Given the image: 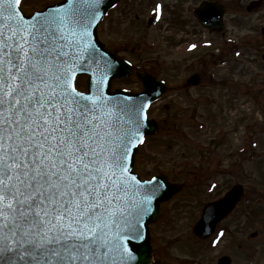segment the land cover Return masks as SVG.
I'll return each mask as SVG.
<instances>
[{"label":"snow or ice","instance_id":"6c2138e0","mask_svg":"<svg viewBox=\"0 0 264 264\" xmlns=\"http://www.w3.org/2000/svg\"><path fill=\"white\" fill-rule=\"evenodd\" d=\"M102 3L26 17L21 0H0V264H134L130 244L166 189L132 171L150 102L107 91Z\"/></svg>","mask_w":264,"mask_h":264},{"label":"rangeland","instance_id":"374dc122","mask_svg":"<svg viewBox=\"0 0 264 264\" xmlns=\"http://www.w3.org/2000/svg\"><path fill=\"white\" fill-rule=\"evenodd\" d=\"M162 1L165 11L152 8L159 0L123 2L99 27L136 69L114 86L142 88V70L166 83L148 109L157 131L138 148L133 168L141 178L162 173L181 186L149 225L151 264H214L222 254L231 264H264V219L257 216L259 210L264 215V6L246 12L251 0H212L223 4L225 15L222 31L210 33L190 14L200 0ZM46 4L22 0L21 8L29 14ZM195 72L202 84L190 87L186 79ZM76 86L85 89L86 77ZM235 183L246 194L220 231L196 237L192 227L203 205Z\"/></svg>","mask_w":264,"mask_h":264},{"label":"water","instance_id":"95a60500","mask_svg":"<svg viewBox=\"0 0 264 264\" xmlns=\"http://www.w3.org/2000/svg\"><path fill=\"white\" fill-rule=\"evenodd\" d=\"M116 1L117 0H103V3L101 4L102 15L99 18L97 24L102 19L104 13L110 7H112L116 3ZM62 2L63 1L57 4H54V5H49L46 8L58 6ZM260 4H261V0H252L246 6V10L249 12L256 10L260 6ZM34 13L28 16L25 15L24 13L23 14L26 17H30ZM223 13H224L223 6L217 2H211V1H203L200 3L199 6H197L194 9V14L197 17V19L201 22L203 26L207 27L210 31H220L221 30L223 26V23H222ZM97 24L94 26L95 37H96ZM262 33L264 35V27L262 28ZM97 46L101 49V52L107 54V56L111 58L113 61H115L116 63V71L110 76L109 84H111V80L113 78L126 77L130 74L131 68L127 62L116 57L113 53L105 50L103 48V45L98 40H97ZM81 74L88 75L87 73H81ZM140 79L143 82V88H144L141 93H129V92H125V91L118 90V89L114 91H109L110 87L107 89V91L109 95H112V96L130 95L133 97L146 98L149 102L157 99L159 95L163 92L164 84L161 81H156L154 77L146 73H143L140 75ZM188 81L190 83L196 84L197 76L191 77ZM88 90H89V75L87 78V91ZM155 131H156V126H155L154 120L147 119L145 121V126L142 129L143 138L146 134H152V133H155ZM142 140L138 143V145L142 142ZM135 152L136 150H134V154ZM157 177L166 183V189L163 191L162 195L157 197L156 201H154L151 214L150 216L146 218L145 239L141 241H133L130 244V247H133L136 253V261H134V264H150L151 259H152V249L149 244V231H148L147 225L150 222H154L158 218L160 203L169 199L179 189V186L177 184L169 183L166 177H164L163 175H159ZM143 181H149V180H143ZM243 193H244L243 187L240 186L239 184H236L231 189H229L223 197L213 202L207 203L203 208L200 219L196 222L193 228L194 232L200 237L209 236L214 231L216 223L232 211L236 203L242 197ZM210 206L213 207V213L211 215H209V212L207 211V209ZM217 264H230L229 256L220 257L218 259Z\"/></svg>","mask_w":264,"mask_h":264},{"label":"flooded vegetation","instance_id":"af4514ba","mask_svg":"<svg viewBox=\"0 0 264 264\" xmlns=\"http://www.w3.org/2000/svg\"><path fill=\"white\" fill-rule=\"evenodd\" d=\"M58 1H60V0H48V3H55V2H58ZM128 1H132V0H118L117 5L114 6V7H113V8L107 13V15L105 16L104 21H105L107 18L110 17L111 13H113L115 10L118 9V7H119V5H120L121 3H123V2H128ZM263 2H264V0L262 1V4H263ZM165 6H167L166 3H165ZM189 9H190V8H189ZM97 32H98V37H99V39L102 40V41L104 42L105 47H106L108 50H111V51H114V52L117 53V51H115V49H114L113 47L110 46V43H108L106 40L103 39V37L101 36V32L99 31V29H98ZM107 35H108V34H107ZM119 54H120V53H119ZM208 77H209L210 79H213V80H214L213 74L208 75ZM126 80H127V79H125L124 81H126ZM199 80H200V84H201V78H200V77H199ZM216 80L221 81V82H224L222 78H218V79H216ZM115 81H116V80H114L113 83H114ZM131 90L137 91V89H131ZM258 200H259V202H260V201H262V198H259ZM261 211H262V210H259V212L257 213V216H258V217H260V215H261ZM259 257H260V256H259Z\"/></svg>","mask_w":264,"mask_h":264}]
</instances>
